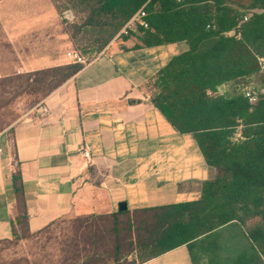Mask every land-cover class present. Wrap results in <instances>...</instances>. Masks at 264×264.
<instances>
[{
    "label": "trees",
    "instance_id": "16d2710c",
    "mask_svg": "<svg viewBox=\"0 0 264 264\" xmlns=\"http://www.w3.org/2000/svg\"><path fill=\"white\" fill-rule=\"evenodd\" d=\"M83 3L88 19L110 27L97 51L140 8L147 27L133 36V47L186 43L153 78L151 102L178 132L194 136L217 175L203 182L194 200L75 217L72 254L66 249L54 264H140L182 245L191 264H264V0ZM83 65L51 68L62 77L46 95ZM222 85L229 90L220 93ZM12 181L16 238L17 225L31 231L19 170ZM13 264L30 262L20 258Z\"/></svg>",
    "mask_w": 264,
    "mask_h": 264
},
{
    "label": "crops",
    "instance_id": "0c3cea01",
    "mask_svg": "<svg viewBox=\"0 0 264 264\" xmlns=\"http://www.w3.org/2000/svg\"><path fill=\"white\" fill-rule=\"evenodd\" d=\"M134 35L50 91L40 102L46 115L39 104L0 134V239L11 237L16 169L31 232L68 216L116 212L120 203L131 212L194 200L217 175L194 136L178 132L151 102L153 78L186 43L136 48ZM140 264L191 262L182 245Z\"/></svg>",
    "mask_w": 264,
    "mask_h": 264
},
{
    "label": "rangeland",
    "instance_id": "374dc122",
    "mask_svg": "<svg viewBox=\"0 0 264 264\" xmlns=\"http://www.w3.org/2000/svg\"><path fill=\"white\" fill-rule=\"evenodd\" d=\"M83 4V0H0V134H10L61 79L62 72L50 69L72 63L67 51L75 50L87 61L122 39L117 32L97 51L110 27L88 19ZM73 219L64 217L36 233L17 225L16 238L0 241V260L56 263L66 249L72 254L68 242L76 225Z\"/></svg>",
    "mask_w": 264,
    "mask_h": 264
},
{
    "label": "built area",
    "instance_id": "2783aa9c",
    "mask_svg": "<svg viewBox=\"0 0 264 264\" xmlns=\"http://www.w3.org/2000/svg\"><path fill=\"white\" fill-rule=\"evenodd\" d=\"M69 13V12H68ZM68 16V15H67ZM145 11L143 8L137 10L119 29L118 36H131L133 34H139L140 28H146L147 22L144 20ZM245 18V17H244ZM66 56L71 60L72 63H86V60L75 50H69L66 52ZM245 96L250 98V91L248 88L243 90ZM38 114L44 116L48 113V107L45 104H40L38 106ZM82 154L85 157H89L88 151L82 150Z\"/></svg>",
    "mask_w": 264,
    "mask_h": 264
},
{
    "label": "water",
    "instance_id": "95a60500",
    "mask_svg": "<svg viewBox=\"0 0 264 264\" xmlns=\"http://www.w3.org/2000/svg\"><path fill=\"white\" fill-rule=\"evenodd\" d=\"M118 208H119V210H124V209L126 208L125 203H120V204L118 205Z\"/></svg>",
    "mask_w": 264,
    "mask_h": 264
}]
</instances>
